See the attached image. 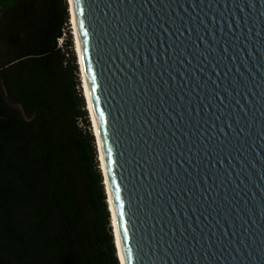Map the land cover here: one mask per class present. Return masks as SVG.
<instances>
[{
  "label": "water",
  "instance_id": "obj_1",
  "mask_svg": "<svg viewBox=\"0 0 264 264\" xmlns=\"http://www.w3.org/2000/svg\"><path fill=\"white\" fill-rule=\"evenodd\" d=\"M72 2L124 263L264 264V0Z\"/></svg>",
  "mask_w": 264,
  "mask_h": 264
},
{
  "label": "trees",
  "instance_id": "obj_2",
  "mask_svg": "<svg viewBox=\"0 0 264 264\" xmlns=\"http://www.w3.org/2000/svg\"><path fill=\"white\" fill-rule=\"evenodd\" d=\"M37 4L0 23V264H120L66 0Z\"/></svg>",
  "mask_w": 264,
  "mask_h": 264
},
{
  "label": "bare ground",
  "instance_id": "obj_3",
  "mask_svg": "<svg viewBox=\"0 0 264 264\" xmlns=\"http://www.w3.org/2000/svg\"><path fill=\"white\" fill-rule=\"evenodd\" d=\"M67 4H68V12H69V16H70V24H72V30H73V33L72 35L74 36V44L76 46V56H77V53H78V58L80 60V66H81V69H82V72H83V66H82V61H81V56H80V49H79V43H78V36H77V30H76V24H75V16H74V9H73V2L72 0H67ZM83 80H82V84H83V95H84V98H85V101H86V105L88 106V114L90 112V116L92 118V132L95 131V134L97 136V140H98V144H99V150H100V160H101V164H102V168L104 170V173H105V176H106V184L109 188V182H108V178H107V173H106V169H105V164H104V159H103V152H102V147H101V143H100V138H99V133H98V130H97V127H96V124H95V121H94V117H93V113H92V109H91V104H90V100H89V95H88V91H87V87H86V82H85V77H84V72H83ZM94 128V130H93ZM94 135V134H93ZM95 138V136H94ZM99 156V155H98ZM99 160V159H98ZM101 170V168H100ZM111 204V208H112V211L114 210L113 209V206H112V203ZM113 220H114V217H113ZM114 224V227H115V232H116V237L114 239H116V242H117V246H118V250H119V255H120V258L122 260V264H125L124 263V258H123V253H122V249H121V243H118V240H117V231H118V227H117V222L116 220L113 222Z\"/></svg>",
  "mask_w": 264,
  "mask_h": 264
},
{
  "label": "rangeland",
  "instance_id": "obj_4",
  "mask_svg": "<svg viewBox=\"0 0 264 264\" xmlns=\"http://www.w3.org/2000/svg\"><path fill=\"white\" fill-rule=\"evenodd\" d=\"M44 2H46V0H38V4H37V7L39 8L40 7V5L41 4H43ZM66 4H67V0H66ZM64 6V5H63ZM67 9H69L68 8V4H67ZM68 15H69V12H68ZM72 27H71V24H70V16H69V19H68V21H67V23L65 24V26H64V31L66 32V38L69 36V33H68V30H69V32L71 33V37H72V41H73V50H74V53H75V57H76V64H77V72H78V78H79V89H78V87H77V92H79L80 91V93H81V95H82V97H83V99H84V103H85V109H86V111H87V105H86V101H85V98H84V95H83V89H82V80H81V71H80V66H79V64H78V59H77V56H76V51H75V44H74V36L72 35V29H71ZM65 36V35H64ZM58 46L59 47H63V49H65V52H66V48H65V46H64V41H61V40H59L58 41ZM87 114H88V111H87ZM88 118H89V121H90V117H89V114H88ZM90 129H91V132H92V124H91V121H90ZM92 134H93V132H92ZM95 139V138H94ZM95 143H96V141H95ZM96 151H97V148H96ZM97 159H98V152H97ZM98 162H99V160H98ZM100 164V163H99Z\"/></svg>",
  "mask_w": 264,
  "mask_h": 264
},
{
  "label": "snow or ice",
  "instance_id": "obj_5",
  "mask_svg": "<svg viewBox=\"0 0 264 264\" xmlns=\"http://www.w3.org/2000/svg\"><path fill=\"white\" fill-rule=\"evenodd\" d=\"M81 27H82V25H81ZM85 52H86V49H85ZM91 90H92V93L94 94L95 93V85H94V83H93V86H92V89ZM108 163H109V166H110L111 165V151H109V153H108ZM112 183L115 184V180H113ZM109 200H110V203H111L112 200H113V196H110L109 197ZM114 200L116 202L117 207H119V201H120L119 189H117L115 191ZM115 220H116V218L114 217V221ZM123 222H124V217H123L122 214H120L119 215V222H118V224H119V229H121V230L124 227ZM121 233H123V240H122V237H121ZM127 239H128V234H127L126 231H119V230L117 231V240H118V243L126 244L127 243ZM127 258H128L127 257V254H125L124 259H127Z\"/></svg>",
  "mask_w": 264,
  "mask_h": 264
},
{
  "label": "flooded vegetation",
  "instance_id": "obj_6",
  "mask_svg": "<svg viewBox=\"0 0 264 264\" xmlns=\"http://www.w3.org/2000/svg\"><path fill=\"white\" fill-rule=\"evenodd\" d=\"M22 1V0H20ZM10 0H0V23L19 12L17 6L9 5Z\"/></svg>",
  "mask_w": 264,
  "mask_h": 264
},
{
  "label": "built area",
  "instance_id": "obj_7",
  "mask_svg": "<svg viewBox=\"0 0 264 264\" xmlns=\"http://www.w3.org/2000/svg\"><path fill=\"white\" fill-rule=\"evenodd\" d=\"M63 35H65V33ZM59 40H61V39H59Z\"/></svg>",
  "mask_w": 264,
  "mask_h": 264
}]
</instances>
